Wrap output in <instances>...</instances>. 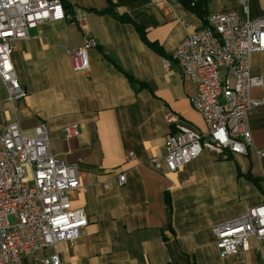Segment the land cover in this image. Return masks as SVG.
Masks as SVG:
<instances>
[{"label":"crops","instance_id":"0c3cea01","mask_svg":"<svg viewBox=\"0 0 264 264\" xmlns=\"http://www.w3.org/2000/svg\"><path fill=\"white\" fill-rule=\"evenodd\" d=\"M59 1L67 13L86 17L96 43L87 50L89 67L72 69L69 53L84 41L73 21L30 30L11 54L26 97L8 101L0 82V132L12 123L26 134L45 126L51 154L78 168L71 206L84 209L88 225L72 243L58 242L17 264H43L54 254L61 264H263L264 247L254 238L246 250L222 256L212 230L264 203V156L256 154L264 152V105L246 114L247 155L204 150L173 173L150 164L164 156L178 126L206 130L190 102L194 84L172 52L210 14L243 19L238 0H205V21L179 0ZM248 17H264V0H248ZM250 72L264 81V51L252 54ZM261 95L251 90L253 98ZM68 127L78 134L67 138Z\"/></svg>","mask_w":264,"mask_h":264},{"label":"built area","instance_id":"2783aa9c","mask_svg":"<svg viewBox=\"0 0 264 264\" xmlns=\"http://www.w3.org/2000/svg\"><path fill=\"white\" fill-rule=\"evenodd\" d=\"M238 2L243 19L233 12L210 14L206 25L181 40L171 54L194 84L190 102L206 130L199 133L178 126L166 140L164 156L150 160L157 171L176 172L204 150L247 155L252 147L246 114L264 105V81L251 74L250 57L264 51V17L250 20L248 0ZM62 20L73 21L83 33V47L69 54L72 69L84 72L89 67L87 50L96 46L84 14L67 13L59 0H0V82L8 101L26 97L11 60L14 43L28 39L30 30L45 22ZM169 64L163 60L165 69ZM253 88L262 90L259 98L251 96ZM167 120L177 118L168 114ZM64 131L67 138L78 134L75 127ZM256 154L264 156L263 151ZM116 181L123 185L125 175H118ZM78 188L77 166L51 154L43 124L31 134L17 123L6 126L0 132V264H17L58 242L76 240L88 225L84 209L71 206V194ZM212 232L222 256L246 250L250 238L264 247V203L214 226ZM42 263L61 264L57 254Z\"/></svg>","mask_w":264,"mask_h":264},{"label":"trees","instance_id":"16d2710c","mask_svg":"<svg viewBox=\"0 0 264 264\" xmlns=\"http://www.w3.org/2000/svg\"><path fill=\"white\" fill-rule=\"evenodd\" d=\"M181 4L189 11L195 13L199 18L205 21L204 7L205 0H179ZM126 21H129L126 19Z\"/></svg>","mask_w":264,"mask_h":264},{"label":"rangeland","instance_id":"374dc122","mask_svg":"<svg viewBox=\"0 0 264 264\" xmlns=\"http://www.w3.org/2000/svg\"><path fill=\"white\" fill-rule=\"evenodd\" d=\"M10 220L12 221V220H13V218L11 217V218H10Z\"/></svg>","mask_w":264,"mask_h":264}]
</instances>
